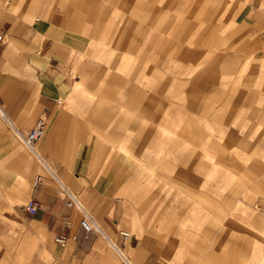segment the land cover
I'll return each instance as SVG.
<instances>
[{
	"label": "rangeland",
	"instance_id": "374dc122",
	"mask_svg": "<svg viewBox=\"0 0 264 264\" xmlns=\"http://www.w3.org/2000/svg\"><path fill=\"white\" fill-rule=\"evenodd\" d=\"M172 1L169 24L166 12L162 20L150 12L158 0H97L73 96L96 103L101 116L116 113L114 143L141 182L132 204L143 199L149 215L141 220L164 238L169 257L206 264L207 242L219 249L221 234L237 241L264 228V73L250 35L253 0ZM224 43L229 49L218 52ZM254 164L263 169L251 178ZM236 197L243 208L220 222Z\"/></svg>",
	"mask_w": 264,
	"mask_h": 264
},
{
	"label": "crops",
	"instance_id": "0c3cea01",
	"mask_svg": "<svg viewBox=\"0 0 264 264\" xmlns=\"http://www.w3.org/2000/svg\"><path fill=\"white\" fill-rule=\"evenodd\" d=\"M173 2L158 0L159 7L150 12L158 20L166 12L170 24ZM98 8L97 0H0V104L23 133L41 116L48 121L46 135L37 142V156L0 116V264H118L114 243L134 264H177L167 254L164 238L142 222L141 217L149 215L143 199L136 197L132 204L131 192L141 182L114 143L116 113L101 116L96 103L73 96L81 84ZM252 8V46L260 53L258 72L264 73V0H253ZM215 48L229 49L225 43ZM176 69L180 72L182 66ZM156 103L161 106L162 99ZM141 106L139 111L148 113ZM252 131L249 135L257 136ZM233 166L242 171L239 164ZM262 169L254 164L249 177ZM58 179L83 202L101 232L84 230L81 212L68 203ZM222 182L229 188L233 174ZM205 195L201 192L202 198ZM31 201L37 202L35 212L27 210ZM229 208L218 212L220 222H229L233 211L243 206L236 197ZM212 209L217 211L216 206ZM230 227L241 228L237 223ZM256 229L258 234L237 241L221 234L219 249L207 242L206 264H264V228ZM122 230L129 232L127 238Z\"/></svg>",
	"mask_w": 264,
	"mask_h": 264
},
{
	"label": "built area",
	"instance_id": "2783aa9c",
	"mask_svg": "<svg viewBox=\"0 0 264 264\" xmlns=\"http://www.w3.org/2000/svg\"><path fill=\"white\" fill-rule=\"evenodd\" d=\"M3 42L2 35L0 34V43ZM0 116L1 118L14 129L15 132L19 135V137L22 139L24 144L37 156H39V153L37 151V142L41 140L47 132L48 127V121L46 118L41 116L36 124L28 130L26 133L21 132L15 124L10 120V118L6 115L5 111L3 110L1 104H0ZM59 186L61 190L66 194L68 197V203L70 205L76 206V208L81 212L82 218H81V226L84 228L86 232H92L94 230H97L101 232V226L100 224L95 220L93 215L89 212V210L84 206L83 202L77 197V195L70 190V188L60 179H58ZM37 209V202L31 201L27 205V210L30 212H35ZM121 234L124 238H127L129 236V232L122 230ZM65 239V236H62L59 238L60 241H63ZM115 249L117 250L119 257H120V264H134L130 256L123 250V248L116 243L113 244Z\"/></svg>",
	"mask_w": 264,
	"mask_h": 264
}]
</instances>
